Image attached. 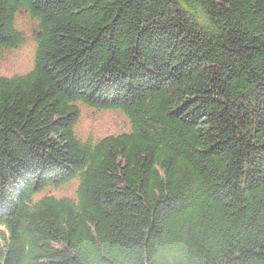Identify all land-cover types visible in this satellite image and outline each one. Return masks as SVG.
I'll return each mask as SVG.
<instances>
[{
	"label": "trees",
	"instance_id": "trees-1",
	"mask_svg": "<svg viewBox=\"0 0 264 264\" xmlns=\"http://www.w3.org/2000/svg\"><path fill=\"white\" fill-rule=\"evenodd\" d=\"M0 264H264V0H0ZM127 128L75 131L79 106ZM75 180L72 195L53 190Z\"/></svg>",
	"mask_w": 264,
	"mask_h": 264
},
{
	"label": "rangeland",
	"instance_id": "rangeland-1",
	"mask_svg": "<svg viewBox=\"0 0 264 264\" xmlns=\"http://www.w3.org/2000/svg\"><path fill=\"white\" fill-rule=\"evenodd\" d=\"M13 24L22 34V38L15 47L9 49L0 47V74L7 76L23 74L30 70L33 64L35 36L39 34V21L24 8L17 10ZM79 109L80 115L75 131L84 138L88 133L99 138L127 128L128 117L117 108L97 109L81 104ZM76 183L75 180L68 181L54 189L53 193L72 195Z\"/></svg>",
	"mask_w": 264,
	"mask_h": 264
}]
</instances>
